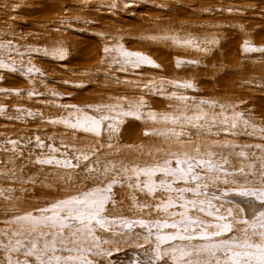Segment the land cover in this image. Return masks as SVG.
<instances>
[{"label":"snow or ice","instance_id":"obj_1","mask_svg":"<svg viewBox=\"0 0 264 264\" xmlns=\"http://www.w3.org/2000/svg\"><path fill=\"white\" fill-rule=\"evenodd\" d=\"M117 6L116 0L109 5ZM98 35L115 40L103 48L114 71L161 67L128 49L122 37ZM6 36H0V70L27 77L31 86L0 87V94L44 96L34 76L45 74L32 53L63 60L66 48L21 50ZM144 39L206 53L202 43H217L178 32ZM241 50L264 55V46L248 38ZM198 63L175 60L177 68ZM126 83L139 95L86 105L57 104L61 94L49 90L53 99L44 103L60 110L55 116L22 105L9 115L0 103V116L9 120L39 119L64 129L48 142L40 135L0 140V264H119L114 253L125 246L135 249L127 264H264V125L237 105L187 95L196 87L191 80L151 76ZM146 96L163 97L165 109L153 108ZM130 119L143 123L142 135L152 139L123 142ZM245 137L260 142H242ZM36 189L49 194L33 199Z\"/></svg>","mask_w":264,"mask_h":264}]
</instances>
